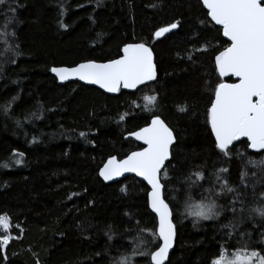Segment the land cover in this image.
I'll return each mask as SVG.
<instances>
[{"label": "trees", "instance_id": "1", "mask_svg": "<svg viewBox=\"0 0 264 264\" xmlns=\"http://www.w3.org/2000/svg\"><path fill=\"white\" fill-rule=\"evenodd\" d=\"M206 13L201 0L0 5V216L11 221L0 264H117L125 257L150 264L148 253L161 242L153 235L158 223L149 188L134 177L106 185L99 172L107 159L140 150L126 136L155 117L176 137L163 177L177 229L167 264H211L221 249L239 251L243 243L264 255V219L254 213L249 218L264 192V173L247 163L264 153L240 141L225 157L215 146L208 112L215 87L225 82L215 56L230 44ZM177 22L178 28L155 38ZM137 43L153 49L158 78L135 93L113 97L78 82L61 86L51 73L118 59L124 46ZM143 95L155 96V105L142 104ZM14 153L23 154L20 164ZM221 168L227 171L219 173ZM193 173L204 179L196 181ZM217 173L235 191L221 193ZM189 197L193 204L214 200L221 214L196 222L187 215ZM230 221L238 224L231 237L223 227Z\"/></svg>", "mask_w": 264, "mask_h": 264}, {"label": "snow or ice", "instance_id": "2", "mask_svg": "<svg viewBox=\"0 0 264 264\" xmlns=\"http://www.w3.org/2000/svg\"><path fill=\"white\" fill-rule=\"evenodd\" d=\"M7 3L8 0H0V5ZM202 4L207 9L206 15L210 16L211 22L220 26L217 31H222L223 37L230 41V45L215 56L219 76L235 77L238 81L220 82L214 89V102L211 103L208 117L215 137V146L225 157H230L237 151L232 147L234 143L246 138L247 147L264 153V0H202ZM60 26L67 28L63 23ZM178 27V22L163 27L154 33L155 38L160 39ZM122 53L121 58L108 63L88 62L73 68L54 67L51 71L61 82L77 79L86 84L98 85L108 93H120L122 89L135 91L142 85L156 80L153 53L144 43L128 44L123 47ZM145 100L148 105H155L157 98L148 96ZM179 111L184 112L186 108L181 107ZM134 135L135 139L142 141L146 147L142 151L132 152L121 161L109 159L99 175L105 181H112L125 173H134L150 186V208L158 217V234L153 235L162 241V246L157 245V250L148 255L150 264H165L176 238V225L173 222V211L165 202V186L161 177L167 178L165 164L171 159L172 145L176 142V137L173 130L159 118L152 119L149 126ZM14 155L19 157L15 163L20 164L23 154ZM247 163L264 173V159L247 158ZM226 171V168H221L219 173ZM219 173L216 174V181L219 183L220 192L235 191ZM193 175L196 181L204 179L201 173ZM189 180L191 181V177ZM196 181H192V184ZM259 195L260 203L250 209V219L253 213L264 219V192ZM230 210L236 213V208ZM220 214L214 200L193 204L189 197L187 215L195 217L196 222L214 220ZM223 227L228 229L226 235L231 237L238 224L230 221ZM0 230L5 234L0 236V249L6 251L11 240V236L7 235L11 230V221L7 215L0 216ZM109 239H112L111 235ZM260 243L264 244V239ZM133 251L136 252L135 249ZM221 253L211 264H264V255L255 250L248 251L246 243L242 244L240 251L231 254L232 258H229L224 249H221ZM4 258L6 259V255ZM117 264H132V258L125 257Z\"/></svg>", "mask_w": 264, "mask_h": 264}, {"label": "water", "instance_id": "3", "mask_svg": "<svg viewBox=\"0 0 264 264\" xmlns=\"http://www.w3.org/2000/svg\"><path fill=\"white\" fill-rule=\"evenodd\" d=\"M202 1V0H201ZM206 9V8H205ZM207 10V9H206ZM210 17V16H209ZM211 19V18H210ZM217 27H219L220 28V26H218V25H216ZM170 33V32H169ZM166 34H168V33H166ZM166 34H164L162 37H164ZM161 37V38H162ZM226 41H227V38L226 37H223ZM229 44H230V41H227ZM146 45V44H145ZM147 47H149L151 50H152V53H153V63H154V65H155V68H156V74H157V78H158V69H157V65H156V57H155V54H154V52H153V49L150 47V46H148V45H146ZM122 55H123V53H122ZM122 55H121V57H122ZM120 57V58H121ZM119 59V58H118ZM88 62H94V63H108V62H110V61H108V62H96V61H88ZM88 62H83V63H88ZM81 64V63H80ZM79 64H77V65H75V66H72V67H67V68H73V67H76V66H78ZM55 68H62V67H55ZM51 73H52V75L57 79V81H58V84L59 85H61V86H63V85H66V84H69V83H72V82H78V83H80V84H82V85H84V86H88V87H94V88H96V89H98V90H100V91H102L103 93H105L106 95H108V96H113V97H115V96H117V95H119V93H108V92H105L103 89H101V88H99V86L98 85H90V84H86L85 82H83V81H80V80H77V79H70V80H66V81H63V82H61L60 80H59V78L58 77H56L55 76V74L51 71ZM219 73V72H218ZM157 78H156V80H157ZM223 81H225V83H231V82H227L229 79H232L234 82H232V83H235V82H238L237 81V79L235 78V77H231V76H229V77H224V78H221ZM156 80L155 81H151V82H149V83H147V84H145V85H142L140 88H138V89H136L135 91H132V90H127V89H122L121 91H124V92H127V93H135V92H137L139 89H141L142 87H145V86H148V85H151V84H154L155 82H156ZM214 102V101H213ZM155 118H158V117H155ZM155 118H153V119H155ZM160 119V118H159ZM162 120V119H161ZM150 123H151V121H150ZM166 124V123H165ZM150 125V124H149ZM148 125V126H149ZM167 125V124H166ZM168 126V125H167ZM147 127V126H146ZM169 127V126H168ZM144 128V127H143ZM141 130V129H140ZM140 130H138V131H140ZM138 131H136V132H138ZM136 132H134V133H131V134H129V135H127L126 136V139H133L134 141H136L140 146H141V149L140 150H137V151H142L146 146L142 143V141H138V140H136L135 139V133ZM175 135V134H174ZM214 135V134H213ZM215 138V137H214ZM241 141H246V138H242V140ZM238 142H240V141H237V142H235L234 143V145L236 144V143H238ZM176 144V142L172 145V148L174 147V145ZM251 149V148H250ZM252 150V149H251ZM172 151V150H171ZM253 151V150H252ZM255 152V151H254ZM130 155V154H129ZM128 155V156H129ZM127 156V157H128ZM126 157V158H127ZM171 157H172V155H171ZM112 158H115V159H117L118 161H121V160H123V159H119L118 157H116V156H114V157H111V158H109V159H112ZM126 158H124V159H126ZM109 159H107V161L104 163V165H106L107 164V162H108V160ZM171 161V159L169 160V161H167L166 162V164H165V168H167V166H168V164H169V162ZM104 165L102 166V168L100 169V171L103 169V167H104ZM164 170H162V172H163ZM100 176V175H99ZM130 177H134L136 180H138V181H140V182H142V183H144L148 188H149V190H150V186L147 184V182L146 181H143V179L141 178V177H137V176H135V174L134 173H125L124 174V176H122V177H118L117 179H115V180H112V181H105L104 179H103V177H101L100 176V178L103 180V182L106 184V185H109V184H115V183H118V182H120V181H123V180H125V179H127V178H130ZM161 182L163 183V176L161 177ZM149 195H150V192H149ZM149 195H148V201H149V208H150V200H149ZM165 198V197H164ZM165 202H166V200H165ZM167 203V202H166ZM171 208V207H170ZM150 210H151V208H150ZM152 212V211H151ZM153 213V212H152ZM155 216H156V214L155 213H153ZM157 218V223H158V217H156ZM173 222H174V218H173ZM175 224V223H174ZM157 234H158V226H157ZM161 242V246H162V241H160ZM176 242H177V229H176V238H175V241H174V244H173V247L169 250V253H168V258H167V260L165 261V264H167L168 263V261H169V259H170V256L172 255V253H173V251H174V249H175V246H176Z\"/></svg>", "mask_w": 264, "mask_h": 264}, {"label": "rangeland", "instance_id": "4", "mask_svg": "<svg viewBox=\"0 0 264 264\" xmlns=\"http://www.w3.org/2000/svg\"><path fill=\"white\" fill-rule=\"evenodd\" d=\"M145 97H148V95H143L141 96V103L144 104V105H147V107H150V105L147 104V101L145 100ZM196 219V218H195ZM201 221V220H200ZM2 231V230H1ZM11 231V230H10ZM3 232V231H2ZM4 234V233H3ZM5 235V234H4ZM7 235H10V232L7 234ZM240 251V250H239ZM226 252V251H225ZM238 251H235V252H227L229 254V258H232L231 254L232 253H236Z\"/></svg>", "mask_w": 264, "mask_h": 264}, {"label": "flooded vegetation", "instance_id": "5", "mask_svg": "<svg viewBox=\"0 0 264 264\" xmlns=\"http://www.w3.org/2000/svg\"><path fill=\"white\" fill-rule=\"evenodd\" d=\"M232 80V79H231ZM233 81V80H232ZM228 82V81H227ZM234 82V81H233ZM232 83V82H231Z\"/></svg>", "mask_w": 264, "mask_h": 264}, {"label": "bare ground", "instance_id": "6", "mask_svg": "<svg viewBox=\"0 0 264 264\" xmlns=\"http://www.w3.org/2000/svg\"><path fill=\"white\" fill-rule=\"evenodd\" d=\"M213 186V185H212Z\"/></svg>", "mask_w": 264, "mask_h": 264}]
</instances>
